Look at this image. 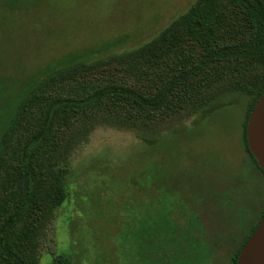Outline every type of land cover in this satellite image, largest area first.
I'll list each match as a JSON object with an SVG mask.
<instances>
[{
  "label": "rangeland",
  "instance_id": "1",
  "mask_svg": "<svg viewBox=\"0 0 264 264\" xmlns=\"http://www.w3.org/2000/svg\"><path fill=\"white\" fill-rule=\"evenodd\" d=\"M194 1L0 0V112L20 85L50 61L76 52L106 62L153 39ZM112 64L97 72L112 71ZM251 101L247 92L228 90L208 108L189 117L174 115L155 132L95 125L56 168L66 197L39 238L38 264H178L173 251L154 252L155 242L148 237L171 229L175 236L174 190H165L162 181L171 183L169 177L174 181L175 173L193 164L201 183L219 182L220 173L226 188L232 175L223 170L234 169L232 159L248 164L241 134ZM205 158L217 173L207 171L203 179L196 169ZM210 193L216 197L204 201V207L188 210L186 232L209 235L211 227L223 228V251L215 264H231L230 254L251 214L239 208L231 214L237 191L226 189V198L218 190ZM257 202L260 207L264 200ZM176 222L179 231L187 226L179 214ZM207 246L198 239L185 264H210ZM161 247L166 244L160 239Z\"/></svg>",
  "mask_w": 264,
  "mask_h": 264
},
{
  "label": "trees",
  "instance_id": "2",
  "mask_svg": "<svg viewBox=\"0 0 264 264\" xmlns=\"http://www.w3.org/2000/svg\"><path fill=\"white\" fill-rule=\"evenodd\" d=\"M111 63L116 64L112 71L97 72ZM228 90L252 97L241 142L264 175L248 149L245 131L248 115L264 92V0H195L153 39L122 55L102 62L69 52L37 70L0 112V264H38L39 238L66 197L56 168L95 125L155 132L174 121V115L189 117L208 108ZM185 169L174 174V181L169 177L171 183L163 180L162 186L174 190V212L187 226L179 231L180 223L174 221L175 236L171 229L148 237L155 242L154 252L173 251L178 264L191 262L190 247L204 239L212 264L224 243L216 245L206 232L188 234V210L215 198L210 191L223 195L231 188H220L213 180L201 183L193 164ZM197 170L203 179L207 171L217 173L208 158ZM231 203L234 214L237 209ZM255 226L239 230L242 237L230 254L231 264H236ZM233 236L232 229L227 233L230 243ZM218 237L223 238V232ZM160 239L166 244L161 249Z\"/></svg>",
  "mask_w": 264,
  "mask_h": 264
},
{
  "label": "water",
  "instance_id": "3",
  "mask_svg": "<svg viewBox=\"0 0 264 264\" xmlns=\"http://www.w3.org/2000/svg\"><path fill=\"white\" fill-rule=\"evenodd\" d=\"M245 131L249 151L264 171V92L248 115ZM236 264H264V214L242 244Z\"/></svg>",
  "mask_w": 264,
  "mask_h": 264
},
{
  "label": "flooded vegetation",
  "instance_id": "4",
  "mask_svg": "<svg viewBox=\"0 0 264 264\" xmlns=\"http://www.w3.org/2000/svg\"><path fill=\"white\" fill-rule=\"evenodd\" d=\"M243 150H244V147H243ZM232 160L235 164L234 169L232 171L223 170V173L225 171L226 175L228 174L232 175V178H230V182L228 183L226 182V186L231 188V190L238 192V197H237V200L235 201L236 209L237 211H238V208L240 211L246 209V212L251 214L250 220L246 222L248 227L251 228V226L255 224L257 225V223L259 222V220L264 214V211L262 215L260 214V211L262 210L260 208L264 204V202L261 204L260 207H258V204H257L258 203L257 201L264 200V193L261 194L264 190V175L255 167V165L251 162L249 157L246 161L248 164H244L242 158L241 160H235V159H232ZM217 176L220 178V180L219 182L217 181L214 184L217 186L219 185L220 188L224 187V184H225V182L223 181L224 179L222 180L220 173ZM248 190L250 191L249 193H248ZM244 192H247L248 194H250L249 196L251 197V199H248V194H244ZM260 197H263V198H260ZM259 209H260L259 215L257 219L254 221L253 218L251 217L258 214L257 212ZM177 219H178V214L177 216H174V221H176ZM223 230L224 229L220 227H218L217 230L214 229L213 227L210 228V234L212 235L213 239L216 241L215 242L216 245L221 244V241L222 243H224V241L222 240L223 238L218 237V234L223 232ZM203 232H206V231H203ZM218 241H220V243H217ZM215 260H216V255H213L212 264H215Z\"/></svg>",
  "mask_w": 264,
  "mask_h": 264
}]
</instances>
